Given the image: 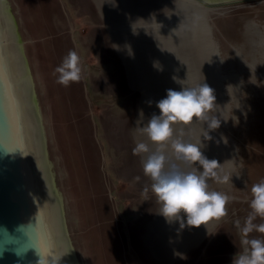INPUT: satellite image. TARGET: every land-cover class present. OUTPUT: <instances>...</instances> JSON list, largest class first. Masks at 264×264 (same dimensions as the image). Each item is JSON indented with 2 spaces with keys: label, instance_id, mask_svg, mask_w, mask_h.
<instances>
[{
  "label": "water",
  "instance_id": "water-1",
  "mask_svg": "<svg viewBox=\"0 0 264 264\" xmlns=\"http://www.w3.org/2000/svg\"><path fill=\"white\" fill-rule=\"evenodd\" d=\"M88 1L134 93L132 138L140 110L146 123L167 89L181 90L174 76L214 90L221 124L211 141L201 137L202 151L220 164L210 190L233 197L227 215L178 235L157 205L143 237L155 252L181 254L220 231L232 264L242 251L235 221L243 225L251 187L264 180V0ZM53 12L49 0H0V264H125L79 83L65 87L55 73L69 50ZM190 128L195 141L200 125Z\"/></svg>",
  "mask_w": 264,
  "mask_h": 264
},
{
  "label": "rangeland",
  "instance_id": "rangeland-1",
  "mask_svg": "<svg viewBox=\"0 0 264 264\" xmlns=\"http://www.w3.org/2000/svg\"><path fill=\"white\" fill-rule=\"evenodd\" d=\"M53 11L68 50L80 58L79 88L125 264H224L227 242L220 231L203 235L181 253L184 258L155 252L147 245L143 234L157 204L150 190L144 192L151 181L133 153L129 125L134 93L89 1L54 0Z\"/></svg>",
  "mask_w": 264,
  "mask_h": 264
},
{
  "label": "clouds",
  "instance_id": "clouds-1",
  "mask_svg": "<svg viewBox=\"0 0 264 264\" xmlns=\"http://www.w3.org/2000/svg\"><path fill=\"white\" fill-rule=\"evenodd\" d=\"M105 2L113 7L118 6L115 0ZM129 55H134L130 46ZM153 67L160 72L164 70L159 62H153ZM81 72L80 58L72 50L55 68L58 83L65 87L78 82ZM173 80L181 84V90L167 89L166 96L155 102L159 114L152 113L146 123L143 111L140 110L132 133L135 143L133 153L140 157L143 173L151 181L150 186H145L144 192L150 190L154 194L159 214L166 222L179 223V235L186 227L199 228L205 225L208 228L209 222H218L227 215L226 204L233 197L210 190L208 179L220 178L217 171L220 164L214 159H208L202 151L206 145L201 137L211 141L213 137L209 133L221 124L215 115L218 105L215 104L214 90L207 83L187 86L185 81L175 76ZM148 103L151 106L152 102ZM193 123L200 125V135L195 141L186 140ZM204 123L207 129L202 127ZM137 136L145 137L147 142L137 139ZM249 208L251 211L243 225L239 220L235 221L241 236L242 251L233 256L232 264H264V239L248 238L254 231L264 233V223H254L257 218L264 220V180L251 187ZM174 255L184 258L180 253ZM61 257L58 260L50 257L49 264H59Z\"/></svg>",
  "mask_w": 264,
  "mask_h": 264
},
{
  "label": "crops",
  "instance_id": "crops-1",
  "mask_svg": "<svg viewBox=\"0 0 264 264\" xmlns=\"http://www.w3.org/2000/svg\"><path fill=\"white\" fill-rule=\"evenodd\" d=\"M50 1V4H51V7H52V11H53V8H54V0H49Z\"/></svg>",
  "mask_w": 264,
  "mask_h": 264
},
{
  "label": "bare ground",
  "instance_id": "bare-ground-1",
  "mask_svg": "<svg viewBox=\"0 0 264 264\" xmlns=\"http://www.w3.org/2000/svg\"><path fill=\"white\" fill-rule=\"evenodd\" d=\"M153 253V252H152ZM178 257V256H177Z\"/></svg>",
  "mask_w": 264,
  "mask_h": 264
}]
</instances>
